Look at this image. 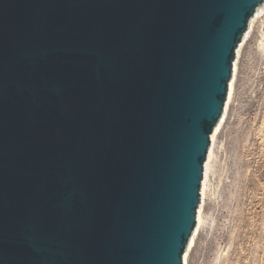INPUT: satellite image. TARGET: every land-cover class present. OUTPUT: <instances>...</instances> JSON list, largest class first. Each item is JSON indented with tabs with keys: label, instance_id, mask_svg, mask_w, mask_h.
<instances>
[{
	"label": "water",
	"instance_id": "water-1",
	"mask_svg": "<svg viewBox=\"0 0 264 264\" xmlns=\"http://www.w3.org/2000/svg\"><path fill=\"white\" fill-rule=\"evenodd\" d=\"M264 0H0V264H195Z\"/></svg>",
	"mask_w": 264,
	"mask_h": 264
},
{
	"label": "rangeland",
	"instance_id": "rangeland-1",
	"mask_svg": "<svg viewBox=\"0 0 264 264\" xmlns=\"http://www.w3.org/2000/svg\"><path fill=\"white\" fill-rule=\"evenodd\" d=\"M195 264H264V52L244 94Z\"/></svg>",
	"mask_w": 264,
	"mask_h": 264
}]
</instances>
